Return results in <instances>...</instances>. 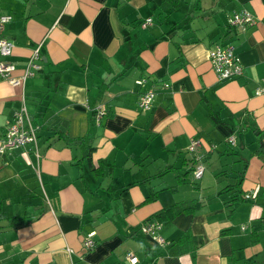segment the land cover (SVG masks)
I'll use <instances>...</instances> for the list:
<instances>
[{"label":"crops","instance_id":"0c3cea01","mask_svg":"<svg viewBox=\"0 0 264 264\" xmlns=\"http://www.w3.org/2000/svg\"><path fill=\"white\" fill-rule=\"evenodd\" d=\"M242 7L253 21L227 29ZM0 13L10 74L37 44L39 61L21 86L0 78V135L20 93L36 132L0 153V264H129L126 250L134 264H264V159L251 153L264 142V0H0ZM220 34L241 70L218 80L206 54ZM187 204L159 219L163 244L138 229Z\"/></svg>","mask_w":264,"mask_h":264},{"label":"built area","instance_id":"2783aa9c","mask_svg":"<svg viewBox=\"0 0 264 264\" xmlns=\"http://www.w3.org/2000/svg\"><path fill=\"white\" fill-rule=\"evenodd\" d=\"M10 19L8 13H0V31L3 23ZM150 20V17H145L140 21V26H145ZM253 21L252 14L246 9L232 10L227 16V22L231 24H243ZM11 41L0 32V78H4L11 85H22L24 79L31 75L35 69L39 67L38 61V44L32 49L29 54L23 70L20 75L13 76L10 74L14 67L13 63L6 59L8 55ZM207 59L211 69L213 70L218 80L228 78L238 74L241 70L240 64L233 51V45L230 42L215 43L212 48L207 51ZM142 78H138L136 82L140 83ZM255 94H260L264 97V85H259L254 89ZM153 97V89L147 87L138 93L136 98V106L140 110H145L149 107ZM99 112L97 109L93 113L94 119H98ZM226 141L229 144L234 143L232 135L226 136ZM36 141V133L34 127L29 122L28 111L25 107L24 96L20 93L19 105L15 107L11 113V117L4 127L2 135H0V153L5 150L17 147L23 143L34 144ZM199 143V138H192L188 145V149H193ZM202 164L197 163L193 168V175L198 176L202 170ZM36 170V169H35ZM246 195V194H245ZM247 196V195H246ZM159 223L154 220H145L140 223L139 230L149 234L158 243H163L164 239L158 232ZM91 232L87 233L82 238V245L86 248L92 246L93 241L90 237ZM124 258L129 264H134L137 260L136 255L131 250L124 252Z\"/></svg>","mask_w":264,"mask_h":264},{"label":"trees","instance_id":"16d2710c","mask_svg":"<svg viewBox=\"0 0 264 264\" xmlns=\"http://www.w3.org/2000/svg\"><path fill=\"white\" fill-rule=\"evenodd\" d=\"M243 8V7H242ZM242 8H239V9H242ZM243 9H245V8H243ZM232 10H238V9H232ZM231 10V11H232ZM231 11L226 15V28L227 29H231V26H233V27H235L236 29H238V30H244L246 27H247V25L249 24V23H243V24H231V23H228L227 22V16L231 13ZM139 25H140V22L138 23ZM220 37H221V34L215 39V41H214V43H213V45L212 46H210V48H212L213 46H214V44L215 43H224V42H227V41H223V40H220ZM233 45V44H232ZM210 48H208V50L210 49ZM207 50V51H208ZM206 58H207V55H206ZM207 61H208V59H207ZM209 63V62H208ZM210 66V65H209ZM211 68V67H210ZM162 86H163V84H162ZM36 133V132H35ZM264 134V129L261 131V135H263ZM225 138H226V136H225ZM224 138V142L227 144V145H230L227 141H226V139ZM257 143H256V145L254 146V148H253V152L251 151V153H254V154H256L258 157H260V158H262V159H264V142H263V140H262V137L261 136H257ZM234 144V143H233ZM90 146V145H89ZM89 146H87V147H89ZM215 145H213V146H209V149H212L213 147H214ZM186 149H187V151H193L194 150V148L193 149H188L187 147H186ZM194 157V162H192L193 164H192V169H191V175H192V177L193 178H197L198 176H200V174L202 173V170H203V168H204V165H203V163H202V160L199 158V159H197V157L194 155L193 156ZM201 163L202 164V170H201V172H200V174L198 175V176H194L193 175V168H194V166L197 164V163ZM242 174V173H241ZM242 176V175H241ZM239 183H240V179L237 177L236 178V180H235V182L233 183V184H231V185H233V186H235L236 188H237V186H239ZM236 190V189H235ZM248 195H250L249 193H247V196ZM188 205V204H187ZM190 207V205H188V206H181V205H177L176 207H174V206H167V207H164V208H162L161 210H159V211H157L156 213H154L151 217H149L148 219H146V221L147 220H154V221H157L159 224H160V221H159V219H164V218H169V217H171L175 212H177L178 211V209L180 208V209H187V208H189ZM262 220H264V217H262ZM261 219H260V221H262ZM261 224L262 223H260V222H257L256 223V228L257 229H259V228H261L260 226H261ZM190 238H193L192 236H190ZM164 243V242H163ZM163 243H160V244H163ZM189 245V244H188ZM192 250H193V248H192ZM191 250V251H192Z\"/></svg>","mask_w":264,"mask_h":264},{"label":"rangeland","instance_id":"374dc122","mask_svg":"<svg viewBox=\"0 0 264 264\" xmlns=\"http://www.w3.org/2000/svg\"><path fill=\"white\" fill-rule=\"evenodd\" d=\"M25 107H26V109L28 110V104L25 105ZM28 112H29V111H28ZM30 122H31V120H30ZM31 125L34 126L32 123H31ZM257 201L260 203V206H261L262 211H264V206L261 204V202L264 201V199H263L262 197H261V198L258 197ZM139 225H140V224H139ZM139 225H138V229H139ZM240 227L243 228L244 225H240Z\"/></svg>","mask_w":264,"mask_h":264},{"label":"bare ground","instance_id":"6f19581e","mask_svg":"<svg viewBox=\"0 0 264 264\" xmlns=\"http://www.w3.org/2000/svg\"><path fill=\"white\" fill-rule=\"evenodd\" d=\"M235 53V52H234ZM236 55V54H235Z\"/></svg>","mask_w":264,"mask_h":264}]
</instances>
